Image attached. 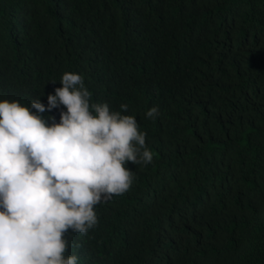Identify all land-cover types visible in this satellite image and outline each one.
I'll use <instances>...</instances> for the list:
<instances>
[{"label":"trees","instance_id":"trees-1","mask_svg":"<svg viewBox=\"0 0 264 264\" xmlns=\"http://www.w3.org/2000/svg\"><path fill=\"white\" fill-rule=\"evenodd\" d=\"M65 71L154 153L66 233L78 264H264V0H0V99L46 105Z\"/></svg>","mask_w":264,"mask_h":264},{"label":"clouds","instance_id":"clouds-1","mask_svg":"<svg viewBox=\"0 0 264 264\" xmlns=\"http://www.w3.org/2000/svg\"><path fill=\"white\" fill-rule=\"evenodd\" d=\"M59 84L46 105L0 99V264H78L66 233L88 234L99 223L96 206L131 189L127 162H153L126 103L114 110L92 101L76 72ZM61 106L59 122L42 115ZM158 114L152 106L144 117Z\"/></svg>","mask_w":264,"mask_h":264}]
</instances>
